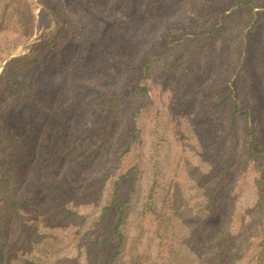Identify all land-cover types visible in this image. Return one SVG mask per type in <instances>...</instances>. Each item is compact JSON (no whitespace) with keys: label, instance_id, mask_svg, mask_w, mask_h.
Here are the masks:
<instances>
[{"label":"rangeland","instance_id":"rangeland-1","mask_svg":"<svg viewBox=\"0 0 264 264\" xmlns=\"http://www.w3.org/2000/svg\"><path fill=\"white\" fill-rule=\"evenodd\" d=\"M32 1L29 39L25 14L5 17L0 47L4 56L16 47L8 59L47 40L49 18ZM47 1L62 17L64 47L45 64L13 67L9 75L28 85L0 107L1 165L29 195V222L40 221L34 256L96 264L103 209L135 166L117 264H254L264 165H253L248 147L254 133L264 148V0ZM231 89L250 117L233 121ZM136 125L141 140L130 147ZM155 173L159 232L143 215ZM10 240L0 237V264Z\"/></svg>","mask_w":264,"mask_h":264},{"label":"trees","instance_id":"trees-1","mask_svg":"<svg viewBox=\"0 0 264 264\" xmlns=\"http://www.w3.org/2000/svg\"><path fill=\"white\" fill-rule=\"evenodd\" d=\"M40 1L42 3V11L46 13L50 21L49 28L46 32L47 40L36 50L10 59H8L12 55H10V53L15 50L16 47L15 49L13 48V50H6L7 52L9 51V53L5 56L4 51L0 47V67L2 64L6 63L0 73V107L4 99L10 97L9 95L28 85L27 80H16L9 75L13 67H22L24 69L26 67H36L40 64H45L49 60L54 59L55 52H60L62 47H64V32L63 25H60L62 20L60 12L52 8L47 0ZM7 10H12L11 14L7 13ZM34 10L35 4L32 0H10V2L3 6L0 12V35L7 31L4 26L5 17L12 20L16 17V14L22 13L27 16L26 22L29 23L28 27L26 26L25 28V33H28V31L31 32V34L29 33L26 36L27 39H29L34 32ZM8 37L10 38V36ZM151 89L152 86H150V84L141 86V90L146 93H149ZM228 99L232 106L231 117L234 122L241 116L250 117V111L243 107L232 89L229 92ZM224 101H227V95L224 96ZM250 136L257 137L250 138V145L248 147L249 160L253 162V165L261 167L264 165V148L263 142L260 139L261 136L254 133H251ZM130 137L133 139L130 143V147H132L133 143L137 142V140H141L137 125L131 130ZM3 143L4 140L0 135V158L4 156L2 149ZM125 152H129V150ZM134 167L135 166H133L131 170L135 178L131 186L123 190V185L121 184L125 178L132 175L130 171L127 172L125 176H121L114 183L111 193L109 194V203L103 209L100 221L105 226L103 233V243L105 246L102 247L98 245L96 253L93 254L92 261L96 264H117L128 247V236L124 229L126 228L127 208L130 207L133 201L131 198L132 194L135 192L138 181ZM8 172H12V170L4 168L0 162V237L8 235V237L11 238L10 242H2L6 246L3 264H48L45 261H41V257L43 256L36 258L33 253L36 244L39 242L38 233L40 221L36 217H33L34 223H30L27 218V214L30 213V207L28 205L29 195L19 194V188L11 186ZM157 184V173H155L153 186L151 187L148 200L144 205L143 215L153 218L155 223H157V231L159 232L165 227L163 218L166 219V217L163 216L160 207L157 205ZM260 206L261 213H264V196H262ZM32 236H37V238L33 240L31 239ZM14 247H17L16 250L20 251L19 254L16 252L18 255L15 254ZM247 255L248 251H246V256ZM250 255L249 262L254 261V264H264V243L261 242L260 249H256V251Z\"/></svg>","mask_w":264,"mask_h":264}]
</instances>
